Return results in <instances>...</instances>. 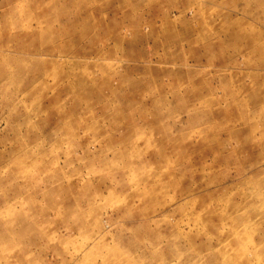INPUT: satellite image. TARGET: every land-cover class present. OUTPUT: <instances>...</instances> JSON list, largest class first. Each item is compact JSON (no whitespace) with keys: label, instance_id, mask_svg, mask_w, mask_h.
<instances>
[{"label":"rangeland","instance_id":"374dc122","mask_svg":"<svg viewBox=\"0 0 264 264\" xmlns=\"http://www.w3.org/2000/svg\"><path fill=\"white\" fill-rule=\"evenodd\" d=\"M0 264H264V0H0Z\"/></svg>","mask_w":264,"mask_h":264}]
</instances>
